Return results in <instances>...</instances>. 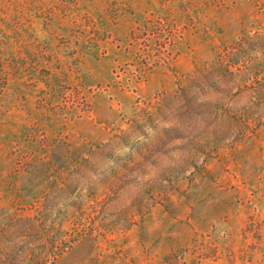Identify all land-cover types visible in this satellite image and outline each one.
Instances as JSON below:
<instances>
[{"label": "rangeland", "instance_id": "374dc122", "mask_svg": "<svg viewBox=\"0 0 264 264\" xmlns=\"http://www.w3.org/2000/svg\"><path fill=\"white\" fill-rule=\"evenodd\" d=\"M0 264H264V0H0Z\"/></svg>", "mask_w": 264, "mask_h": 264}]
</instances>
